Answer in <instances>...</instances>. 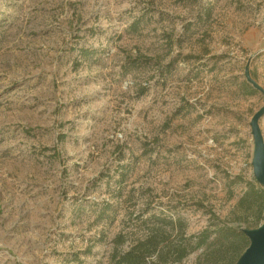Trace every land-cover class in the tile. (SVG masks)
Listing matches in <instances>:
<instances>
[{
    "label": "rangeland",
    "instance_id": "1",
    "mask_svg": "<svg viewBox=\"0 0 264 264\" xmlns=\"http://www.w3.org/2000/svg\"><path fill=\"white\" fill-rule=\"evenodd\" d=\"M247 74L264 0H0V264H111L162 220L232 264L264 224Z\"/></svg>",
    "mask_w": 264,
    "mask_h": 264
},
{
    "label": "trees",
    "instance_id": "2",
    "mask_svg": "<svg viewBox=\"0 0 264 264\" xmlns=\"http://www.w3.org/2000/svg\"><path fill=\"white\" fill-rule=\"evenodd\" d=\"M248 83V82H247ZM251 91H255L251 84H247ZM252 193L257 194L253 188L244 196V200L251 197ZM264 194V193H261ZM163 225L152 228L148 236L136 246H133L125 253H116L112 256L111 264H179L188 258L192 253L207 246L209 240L215 233L216 241L221 242L224 246L222 236L219 231L207 228L202 232L194 235H188L184 221L162 220ZM225 237V236H224ZM244 241V248L232 259V264H236L242 254L250 245V240L242 231L240 234ZM118 244L122 241L116 238ZM221 250L223 248H220ZM238 248H236V253ZM216 251L213 252L215 255ZM221 253V252H217Z\"/></svg>",
    "mask_w": 264,
    "mask_h": 264
},
{
    "label": "water",
    "instance_id": "3",
    "mask_svg": "<svg viewBox=\"0 0 264 264\" xmlns=\"http://www.w3.org/2000/svg\"><path fill=\"white\" fill-rule=\"evenodd\" d=\"M247 82L254 89L264 95V89L259 86L249 74ZM264 117V107H262L252 118L251 128L255 143V153L253 159V173L256 181L264 186V137L260 127V121ZM244 234L250 240L249 247L245 250L236 264H264V224L257 229H244Z\"/></svg>",
    "mask_w": 264,
    "mask_h": 264
}]
</instances>
